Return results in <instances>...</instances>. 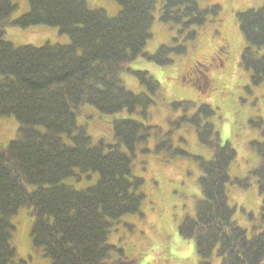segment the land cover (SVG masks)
I'll use <instances>...</instances> for the list:
<instances>
[{"label":"trees","instance_id":"trees-1","mask_svg":"<svg viewBox=\"0 0 264 264\" xmlns=\"http://www.w3.org/2000/svg\"><path fill=\"white\" fill-rule=\"evenodd\" d=\"M113 1L119 9L110 16L93 7L92 0H27L26 12L12 18L15 2L0 0V115L17 122L15 134L0 143V264H23L10 241V217L22 207L32 219L33 248L51 264H128L109 235L122 218L142 215L146 193L143 178L133 172L135 157L172 147L170 131L153 148L148 146L151 133L160 135L149 122V107L162 87L147 69L133 70V64L141 58L170 65V54L188 47L172 38L177 44H160L149 53L155 19L180 24L178 32L187 30L185 37L194 40L220 5L201 7L200 0ZM236 18L245 41L240 63L250 71V84L259 85L264 81V0L258 8L237 12ZM34 24L55 26L69 41L16 45L6 37L8 27ZM203 58L193 60L202 63ZM198 71H203L201 66ZM124 72L134 74L142 87L128 89ZM210 78L209 92L216 88L215 78ZM186 82L203 92L192 79ZM171 104L181 108V115L170 123L192 124L196 143L207 155L195 157L200 194L193 212L178 223L179 236L194 242L198 264H211L213 256L219 264H264V127L258 130L260 139L249 143L257 155L255 167L232 176L236 150L221 142L209 119L214 114L210 104L201 103L193 111L194 103L188 100ZM86 105L109 118L106 139L99 135L94 141L87 132L86 121L79 118ZM122 113L127 116L120 117ZM173 151L162 158L164 163L172 162L177 152L185 154ZM229 187L241 188L247 199L259 198L258 218L252 209L244 213L255 220H247L248 227L235 218V211L245 208L243 202L230 205Z\"/></svg>","mask_w":264,"mask_h":264},{"label":"rangeland","instance_id":"rangeland-1","mask_svg":"<svg viewBox=\"0 0 264 264\" xmlns=\"http://www.w3.org/2000/svg\"><path fill=\"white\" fill-rule=\"evenodd\" d=\"M16 4L12 18H17L27 10V0H13ZM93 7L102 8L110 16L117 13L119 6L113 0H92ZM201 7L218 3L220 11L198 29L192 40L185 37V31L180 24L160 22L154 20L147 51H154L160 44L174 46L184 42L188 47L178 55L170 54L174 60L170 65H158L152 61L141 58L133 64L137 68L147 69L161 84L162 94L156 97L154 105L149 107V122L156 125L153 131L159 130V137L150 134L147 139L149 148L164 140L163 136L169 133L171 148H160L158 154L151 152H138L133 163V172L143 178V189L146 201L141 206L142 215H131L122 218L111 228L109 242L123 251V256L128 264H198L194 242L179 236L178 223L187 212H193L195 198H198L199 187L196 182L199 174L196 156L205 157L206 151L196 143L194 126L181 123L175 127L170 121L179 115L180 107L174 108L173 101L188 100L194 103L191 111L201 103L210 104L214 114L209 118L214 127L219 131L221 142H229L236 150L232 162L230 175L243 176L256 165V153L250 147V141L260 139L258 130L264 127V82L259 85L250 84V71L240 65V54L245 45L244 38L239 30L236 13L247 9H255L261 5V0H200ZM157 12V11H156ZM156 17V16H155ZM6 37L16 45L32 44L43 45L65 44L69 41L66 34L58 32L57 27L34 24L24 28H6ZM192 40V41H191ZM228 45V57L225 65L219 70L212 69L216 88L207 91V81L198 75L200 91L193 85L182 80L181 76L194 57L210 55L211 51L220 45ZM123 82L128 89L137 90L139 85L136 76L129 72L123 73ZM159 97L162 98L159 99ZM149 114V111H148ZM127 116L122 113V116ZM81 120L86 121L88 133L95 141L97 136L106 139L108 124L107 115H101L96 110L86 105L79 114ZM78 123H80L78 119ZM17 128L13 116L0 115V143H6ZM109 130V139H110ZM184 138V140H182ZM177 152L176 158L170 163H164V155L170 156L173 150ZM255 156V157H254ZM79 187L81 182L76 184ZM231 193L230 205L237 202L244 203V211H235L238 224L248 227L247 220L252 222L258 218L257 205L259 198L247 199L246 192L238 187H229ZM251 194V193H250ZM230 195V194H229ZM230 198V196H229ZM252 209L255 216L250 219L244 213ZM239 212V213H238ZM249 212H246L248 215ZM14 226L11 234V243L16 251V260L23 264H51L47 257L42 256L39 249H34L29 236L31 217L27 208H20L10 217ZM125 223V224H124ZM249 234V233H248ZM218 258L213 256L211 264H219Z\"/></svg>","mask_w":264,"mask_h":264},{"label":"flooded vegetation","instance_id":"flooded-vegetation-1","mask_svg":"<svg viewBox=\"0 0 264 264\" xmlns=\"http://www.w3.org/2000/svg\"><path fill=\"white\" fill-rule=\"evenodd\" d=\"M227 57H228V45L224 44L217 46V48H215V50L211 55H208L207 58L202 59L203 64L200 63L201 61L193 60L191 65L188 67V69H186L182 74L183 81H191L192 79L194 83L195 81L197 82L198 81L197 79H199L198 78L199 66H201V69H203V71H206L208 74L207 76L206 74L205 75L203 74V71L199 72L201 75L205 76L204 77L205 80L206 78H210V77L212 78L213 75L212 69L219 70L221 67H223L225 65V60ZM204 88L206 89L205 86Z\"/></svg>","mask_w":264,"mask_h":264}]
</instances>
